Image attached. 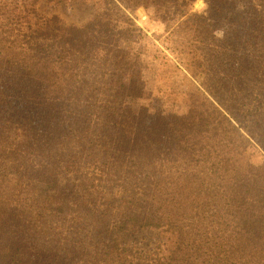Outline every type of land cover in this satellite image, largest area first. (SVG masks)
<instances>
[{
  "label": "trees",
  "instance_id": "trees-1",
  "mask_svg": "<svg viewBox=\"0 0 264 264\" xmlns=\"http://www.w3.org/2000/svg\"><path fill=\"white\" fill-rule=\"evenodd\" d=\"M195 1L0 0V264H264V0ZM139 7L183 112L129 103Z\"/></svg>",
  "mask_w": 264,
  "mask_h": 264
},
{
  "label": "rangeland",
  "instance_id": "rangeland-1",
  "mask_svg": "<svg viewBox=\"0 0 264 264\" xmlns=\"http://www.w3.org/2000/svg\"><path fill=\"white\" fill-rule=\"evenodd\" d=\"M204 9L203 0H197L192 5L193 12L201 13ZM50 12L60 16L67 25L81 27L92 18L95 7L71 2L60 4ZM131 17L144 37L138 43L122 42V46L139 56L140 66L135 74L144 85L145 96L142 100H130V105L135 110L144 105L150 111L169 109L183 112L184 94L190 78L183 69L179 56L172 52L165 41L164 26L156 20L152 8L139 7ZM249 159L254 164L262 163L264 149L255 146Z\"/></svg>",
  "mask_w": 264,
  "mask_h": 264
}]
</instances>
